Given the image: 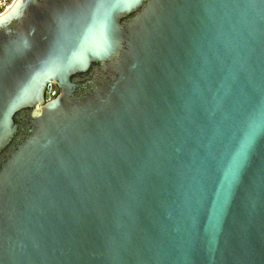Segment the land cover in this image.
Segmentation results:
<instances>
[{
	"label": "water",
	"instance_id": "95a60500",
	"mask_svg": "<svg viewBox=\"0 0 264 264\" xmlns=\"http://www.w3.org/2000/svg\"><path fill=\"white\" fill-rule=\"evenodd\" d=\"M0 264H264V0H14Z\"/></svg>",
	"mask_w": 264,
	"mask_h": 264
},
{
	"label": "built area",
	"instance_id": "2783aa9c",
	"mask_svg": "<svg viewBox=\"0 0 264 264\" xmlns=\"http://www.w3.org/2000/svg\"><path fill=\"white\" fill-rule=\"evenodd\" d=\"M13 1L11 2V0H0V15L3 14L11 6Z\"/></svg>",
	"mask_w": 264,
	"mask_h": 264
},
{
	"label": "rangeland",
	"instance_id": "374dc122",
	"mask_svg": "<svg viewBox=\"0 0 264 264\" xmlns=\"http://www.w3.org/2000/svg\"><path fill=\"white\" fill-rule=\"evenodd\" d=\"M13 0H11V2H12ZM11 2H10V4H11ZM2 11V10H1ZM54 91H57V89L54 87Z\"/></svg>",
	"mask_w": 264,
	"mask_h": 264
}]
</instances>
